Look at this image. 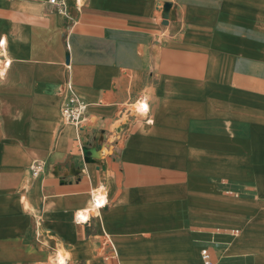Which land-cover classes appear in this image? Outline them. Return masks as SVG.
<instances>
[{
	"label": "crops",
	"instance_id": "crops-1",
	"mask_svg": "<svg viewBox=\"0 0 264 264\" xmlns=\"http://www.w3.org/2000/svg\"><path fill=\"white\" fill-rule=\"evenodd\" d=\"M57 3L0 0V264H264V0Z\"/></svg>",
	"mask_w": 264,
	"mask_h": 264
},
{
	"label": "built area",
	"instance_id": "built-area-1",
	"mask_svg": "<svg viewBox=\"0 0 264 264\" xmlns=\"http://www.w3.org/2000/svg\"><path fill=\"white\" fill-rule=\"evenodd\" d=\"M50 3L57 5V0H50ZM86 105L75 96H67L61 106V116L65 124L74 125L79 133L82 131V127L86 122ZM78 143L79 152L83 154V145L80 137L76 139ZM40 167L35 168V174L38 173ZM203 261L205 264H212L210 254L208 250H203L202 252Z\"/></svg>",
	"mask_w": 264,
	"mask_h": 264
},
{
	"label": "water",
	"instance_id": "water-1",
	"mask_svg": "<svg viewBox=\"0 0 264 264\" xmlns=\"http://www.w3.org/2000/svg\"><path fill=\"white\" fill-rule=\"evenodd\" d=\"M172 9V5L170 3H166L164 5V14L163 18L164 20H169L170 19V11ZM67 63H69V56H67ZM83 155L86 158L85 161L88 163L89 162V157H90V150L86 147L83 148Z\"/></svg>",
	"mask_w": 264,
	"mask_h": 264
},
{
	"label": "bare ground",
	"instance_id": "bare-ground-1",
	"mask_svg": "<svg viewBox=\"0 0 264 264\" xmlns=\"http://www.w3.org/2000/svg\"><path fill=\"white\" fill-rule=\"evenodd\" d=\"M147 108H148V105L146 104V103H143L141 106H139L138 107V109L140 110V111H143V110H147ZM105 202H106V199L105 198H101V197H99V198H97V200H96V208H102L104 205H105ZM91 214H93V212L91 213ZM80 215V214H79ZM90 216V215H89ZM82 220H86L87 219V215L85 216V215H83L82 216V218H81ZM89 219V218H88ZM87 221V220H86ZM64 264V263H63Z\"/></svg>",
	"mask_w": 264,
	"mask_h": 264
},
{
	"label": "rangeland",
	"instance_id": "rangeland-1",
	"mask_svg": "<svg viewBox=\"0 0 264 264\" xmlns=\"http://www.w3.org/2000/svg\"><path fill=\"white\" fill-rule=\"evenodd\" d=\"M103 192H104L103 189H101V190H95L94 195H99V194H102Z\"/></svg>",
	"mask_w": 264,
	"mask_h": 264
}]
</instances>
